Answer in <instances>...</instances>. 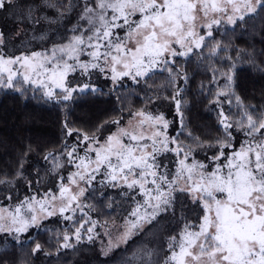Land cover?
<instances>
[{"label": "snow or ice", "instance_id": "obj_1", "mask_svg": "<svg viewBox=\"0 0 264 264\" xmlns=\"http://www.w3.org/2000/svg\"><path fill=\"white\" fill-rule=\"evenodd\" d=\"M260 12L264 0H0V21L15 26L8 32L0 26V89L31 90L67 110L82 94H103L95 81H105L108 94L134 86L151 105L90 133L66 120L72 143L65 139L58 154L43 158L53 162L55 188L0 207V236L30 247L35 257L44 247L31 231L56 217L73 226L55 236L57 251L84 233L94 242L98 221L84 212L94 210L84 201L111 188L132 203L115 247L147 236L146 226L175 224L158 244H136L123 264H264V107L245 104L235 89L237 60L262 73L264 61L241 49L234 58L230 45L216 39L221 25L239 27ZM29 33L44 46L13 51L12 41ZM193 58L222 60L207 89L216 136H197L185 123L190 78L181 64ZM165 73V83L154 87Z\"/></svg>", "mask_w": 264, "mask_h": 264}, {"label": "trees", "instance_id": "obj_2", "mask_svg": "<svg viewBox=\"0 0 264 264\" xmlns=\"http://www.w3.org/2000/svg\"><path fill=\"white\" fill-rule=\"evenodd\" d=\"M216 39L230 45L228 54L234 58L235 50L241 49L254 53L257 62L264 61V55H260L264 52V12L249 17L239 27L220 26ZM181 67L187 70L190 78L184 93L187 101L184 108L185 123L197 136L218 135L217 112L215 105L210 104L207 89L212 69L222 68V60L210 58L200 62L193 58L187 64L182 63ZM166 76L167 73L157 77L154 87L163 85ZM99 82L103 94H82L70 102L67 110L41 98L39 93L33 94L31 90L21 95L14 90L0 89V180L7 181L0 183L1 207H14L19 200L31 196L37 189L43 193L49 187L55 188L57 181L53 173V162L43 158L48 152L58 154L65 139L72 143V139L65 136L63 126L66 120L73 130L90 133L121 114L127 117L129 111L151 107L145 94L134 90V86L108 94L110 82ZM235 82L236 93L245 104L264 107V73L245 61L237 60ZM148 96H154V93L150 91ZM162 110L168 113V117H172L173 111L167 104H164ZM29 147L31 151H28ZM21 163L24 165L23 178L17 175ZM29 181L33 182L31 189ZM9 195L12 199H5ZM84 202L94 208L90 211L85 207L84 212L92 220L98 221L92 234L99 232L100 236L94 242H89L88 234L84 233L80 242L73 239L72 248L57 251L55 236L64 230H71L73 226L53 217L44 221L43 229L31 231L32 238L37 239L44 247V252L37 253L35 257L29 254L30 247L22 250L9 237L0 236V264H22L24 260L27 264H123L124 258L130 255L136 244L142 240L158 244L159 238L166 236L175 227L174 222L165 219L156 227L146 226L151 228L147 236L136 237L135 242L129 241L127 246L120 243V247H115L116 228L125 221L132 207L131 201L120 196L118 189L107 188L92 191ZM79 215L78 212L77 216ZM88 226L90 225H86Z\"/></svg>", "mask_w": 264, "mask_h": 264}, {"label": "rangeland", "instance_id": "obj_3", "mask_svg": "<svg viewBox=\"0 0 264 264\" xmlns=\"http://www.w3.org/2000/svg\"><path fill=\"white\" fill-rule=\"evenodd\" d=\"M226 25V24H225ZM0 26H3L5 32L10 31L13 27H15L11 22H7L5 23L4 21H0ZM70 26V25H69ZM222 26V25H221ZM231 26V25H228ZM63 27H61L60 32H63ZM31 36L32 34L29 33L28 36H24V37H20L14 41H12L13 44H15V48L13 49V51L16 50H23L25 45H27L29 48H34L36 50H39L40 47H43L44 45L41 44V42L37 39V40H31ZM57 40L60 39L59 34L56 35L55 37ZM31 40V43L29 44L28 42ZM95 83L99 84V81H95ZM169 119H171L172 117H168ZM1 207V205H0ZM132 208V207H131ZM130 211V210H129ZM47 220V219H46ZM124 226V222L122 224H120V226L118 225V227L116 228L115 231V240L117 241L118 236L120 235V230L123 228ZM23 238V237H22ZM122 243V242H121Z\"/></svg>", "mask_w": 264, "mask_h": 264}]
</instances>
